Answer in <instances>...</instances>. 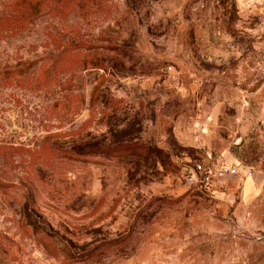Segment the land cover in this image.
<instances>
[{
  "label": "rangeland",
  "instance_id": "374dc122",
  "mask_svg": "<svg viewBox=\"0 0 264 264\" xmlns=\"http://www.w3.org/2000/svg\"><path fill=\"white\" fill-rule=\"evenodd\" d=\"M0 264H264V0H0Z\"/></svg>",
  "mask_w": 264,
  "mask_h": 264
}]
</instances>
